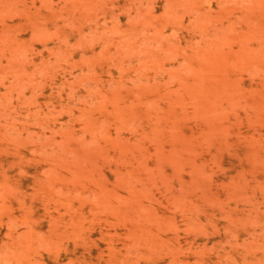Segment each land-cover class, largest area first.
Returning <instances> with one entry per match:
<instances>
[{
    "label": "rangeland",
    "instance_id": "1",
    "mask_svg": "<svg viewBox=\"0 0 264 264\" xmlns=\"http://www.w3.org/2000/svg\"><path fill=\"white\" fill-rule=\"evenodd\" d=\"M0 264H264V0H0Z\"/></svg>",
    "mask_w": 264,
    "mask_h": 264
}]
</instances>
